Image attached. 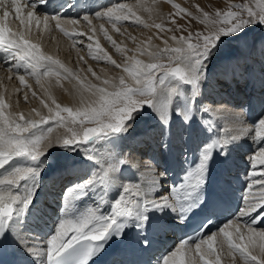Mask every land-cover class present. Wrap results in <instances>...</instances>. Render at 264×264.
<instances>
[{
  "label": "snow or ice",
  "instance_id": "snow-or-ice-1",
  "mask_svg": "<svg viewBox=\"0 0 264 264\" xmlns=\"http://www.w3.org/2000/svg\"><path fill=\"white\" fill-rule=\"evenodd\" d=\"M9 2L11 9L15 11V19L22 26L27 25L30 30L32 21L35 20L37 28L40 27L41 18L34 11H28L27 17L21 15L22 5L20 0H0V52L3 53V63L8 66L9 71L19 72L21 69L25 75L33 77L39 85L43 77H72L78 79L75 74L58 59L42 52L37 43L26 38L25 32L13 31L6 21L9 18ZM47 0H37L31 3L33 9L45 4ZM256 8L247 4L229 5L227 11L215 12V19L207 12L203 13L204 22H211L212 28L205 32L191 33L185 35H172L169 37L174 42L169 46L168 40H163L164 47H154L150 43L137 46L136 52L140 56H147L146 62L133 55L125 56L123 65L112 59L99 45H87L89 55L98 61H105L117 68L123 69L129 82L123 75L116 78L102 80L100 86L96 84H84L77 92L81 94V106L72 108L62 106L52 99V105L43 99L40 103L47 108L49 115L44 116L33 109L39 119L25 117L6 111L9 107L3 96H0V170H4L13 158L23 157L29 163L24 166H12L7 171H0V238L11 233L20 240L26 238L22 235L21 224L33 201V195L38 187V177L44 165L41 161L50 147H64L76 150L81 146L89 145L90 141H97L127 131L131 127L134 114L144 105L155 109L165 125L170 121L173 111V97L185 96L181 92L180 85L190 86L191 91L185 96V103L175 111L181 115L185 122L189 121L196 113V98L200 94V81L205 74V68L209 58L217 50L225 39H242L244 30L253 23L264 25V0H255ZM179 13L188 16L192 14L180 5L173 4ZM232 8L242 9V12L232 11ZM258 9V10H256ZM150 10V9H146ZM246 13V15L244 14ZM95 18L107 19L112 23L113 29L119 31L116 25L121 22H133L143 24L144 22L127 4H116L96 11ZM134 18V19H133ZM49 19L56 21V28L71 37L83 36L84 33L67 32L61 24L58 15L51 18L43 17L44 28L49 27ZM91 27L92 21L89 15L82 18ZM200 19V17H197ZM70 23H78L76 20ZM173 23L175 21L173 20ZM148 27L147 24H144ZM156 28L165 29L164 24H156ZM179 30V26H178ZM95 32V28H92ZM100 31L118 52L122 49L108 32L100 25ZM94 39L93 36L88 37ZM259 52L264 58V43H261ZM89 71H92L89 68ZM25 75H18L20 84L26 85ZM92 75L101 80L95 72ZM157 82L162 89L157 88ZM43 87V85H41ZM83 92H89L95 97L87 104L84 103ZM47 94V89H45ZM35 96L36 93L32 92ZM165 97L166 103L160 102V96ZM27 99V96L25 97ZM202 113H208L209 108L199 109ZM236 122L241 125L243 134L255 131L257 150L249 159L251 170L248 173L250 181L243 194V207L240 208L234 219H230L218 231L204 235L207 224L201 228L196 236L181 240L179 246L167 255H163L156 264H222L221 254L227 248V255L231 256L232 264H237L236 256L242 264H264V228H259L264 223V115L254 124L245 127L242 114L235 116ZM92 125V126H89ZM43 126V127H42ZM54 126L64 127L66 132L53 135ZM236 135L224 136L213 139L206 143L199 152L198 162L194 167H189L182 182L172 185L165 194H160L161 177L153 181L151 187L145 189L140 183H123L118 196L113 199L107 210L103 206L107 201L108 190L116 184L114 174L118 171V165H123L129 157H122L119 153H109L107 159L99 160L92 149L85 151V157L99 165L91 175L77 184L68 187L62 197V216L56 224L54 234L47 240L46 248L39 244L28 246L34 258L46 257V264H61L62 258L74 245L85 242L79 252V264H85L94 254L103 250V242L114 234L120 236L124 227L130 220L136 222L137 228H143L148 219L146 213L150 211L161 212L171 209L177 214V221L183 223L185 214L189 208L195 206V196L204 184L207 165L214 151H220L221 155L226 153L227 145L238 140ZM105 164L107 167H105ZM93 193L96 196L94 206L87 207L75 219L70 213L73 203L83 196ZM156 193L158 198H149ZM109 205V202H108ZM255 214V215H253ZM243 218V229L240 221ZM244 218H247L246 220ZM210 224L211 221H208ZM196 240L195 256L189 255L191 251L190 242ZM186 246H189L186 249ZM219 247L220 253L216 251ZM214 257L206 259L205 257ZM195 257H199L197 260ZM39 264V259H38Z\"/></svg>",
  "mask_w": 264,
  "mask_h": 264
},
{
  "label": "bare ground",
  "instance_id": "bare-ground-1",
  "mask_svg": "<svg viewBox=\"0 0 264 264\" xmlns=\"http://www.w3.org/2000/svg\"><path fill=\"white\" fill-rule=\"evenodd\" d=\"M164 1L167 3L165 6H162L160 0H102L98 2L92 11H88L89 7H85L80 3H76L65 8L56 9L54 7L52 10H40L39 13H35L36 16L41 18L40 27L37 28L35 20H33L30 30L27 25L22 26L20 21L14 18L15 11L14 9H11L9 2L10 15L6 21L8 26L13 31L25 32L26 38L31 40L33 43L39 44L43 53L60 60L62 64L69 68L75 76L78 77V79L65 77L64 75H61L60 77H43L38 85L35 78L25 75L23 70L19 72H11L9 71L8 66L3 67L2 63H0V96H3L6 104L9 105L6 111L23 114L25 117H31L32 119H39L33 109H36L44 116L49 115L47 108L40 103L41 99L52 107H54V105H52V99H55V101L62 106H69L74 109L80 107L81 94L77 92V89L81 87V81H83L84 84L91 83L105 86L102 84L103 79L116 78L118 80V77L123 75L129 84H132L133 82L127 77V74L123 72L122 67L117 68L108 62L93 59L89 55L87 45L92 44L93 48H95V44L99 43L101 48L109 56H111L113 60L121 65H123L125 61V56L131 57L133 55L147 62L149 57L140 56L139 53L135 51L138 45L144 46L146 43H150L154 47L163 48L165 45L161 39L162 37L164 40H168L169 46H173L174 42L171 41L169 37L172 35L180 36L182 35L181 32L183 33L184 31V28L177 25L176 21L175 24L171 23V28L169 27L170 24L165 21L167 16H173V19L176 20L173 11V9H175L173 4L180 5L181 7V0ZM20 2L22 5H25L22 7L21 15L26 18L27 12L33 10L31 3H35L37 0H20ZM116 4H127L132 6V10L144 23L136 24L131 21L121 22L116 25V28L119 29V31H116L113 29L112 23H110L107 19L95 18L94 14L96 11H103L105 8L112 7ZM90 9H92V6ZM2 15L3 10L0 9V16ZM45 15L49 16V18L54 15H58L62 27L67 32L84 33L85 35L70 38L56 28V21L52 19H49V27L45 29L43 25V17ZM84 15H89L92 21L91 27L86 21L81 20ZM72 20H76L78 23H70ZM144 24H147L148 27H145ZM156 24H164L165 29H171V31L158 29L155 27ZM100 25H103L104 29L108 32L112 39L120 45L122 49L121 52H118L116 48L105 39L103 33L100 31ZM92 28H95V32L92 31ZM204 32H207L205 28ZM89 36H93L94 39L89 40ZM242 37V39H228L225 43V47L221 50L226 49L229 51L222 52L221 50H218L220 48H217V50L209 58L205 68V74L203 79L200 81V94L196 98L197 111L192 118L185 122L182 116H178L174 110L172 111L173 121L171 122L170 131L177 139L182 138L183 132L186 133L184 136V142H188L190 140L194 143L197 137H202L205 138V140L202 142L201 138L200 141L204 146L206 143L211 142V137H214L215 139L232 135L240 137L238 140L228 145L230 152L226 150V153L221 155L220 151H217V155L214 159H218L219 157L230 159L232 156L244 159L250 156L252 153H244L241 149V145L249 146L248 144L250 143V145L255 148L253 141H251L255 132L252 131L247 135L241 133V125L236 122L235 116L237 114L244 113L245 109H249L254 106L259 110V112H262L261 116L264 115V87L260 86L258 82V79H262L264 75L261 74V77L256 73L264 71V62L255 60L253 56V54L258 51V48H260L261 43H264V29L259 31L258 34L255 33L253 35L242 33ZM1 58H3V56L0 57V60ZM243 60H245V63L248 62L249 65L244 68H240L238 65ZM89 68H91L92 71H89ZM220 71L227 72L228 82H224L222 79H218V77H216L220 74ZM92 72H95L97 76H100L101 80H97L92 75ZM18 75H25L26 85L22 86L20 84L17 78ZM254 80L255 82H258V84L253 87L251 85ZM238 83L244 86V96L242 97V102L245 104L244 107L240 106L235 108L229 102L224 103L222 102V99L218 100L222 96V93L231 97H234L237 93H239L241 88L238 89ZM41 85H43V87H41ZM162 88L163 86L158 87V89ZM45 89H47V94L45 93ZM180 90L185 93V96L191 91L190 86L188 85H180ZM32 92H35L36 95L33 96ZM226 95L224 96V99L228 100ZM26 96L27 99H25ZM49 96H51L52 99H49ZM185 96L176 95L173 97V103H176L178 107H182L185 103ZM83 97L85 104L95 99V97L91 96L89 92H83ZM244 97L247 98V100L244 99ZM160 102L166 103L163 95L160 96ZM204 107L209 108L210 111L208 113H202L199 109ZM145 109L143 108V111L139 109L140 111L134 114L131 127H129L127 131L110 134L108 137H110L112 143H114L113 135H115L116 140H122L120 146L124 145V147L122 153L120 154H122L123 157L127 156L129 158H133L135 156L138 163H141L139 177L137 179H132L130 182L140 183L143 188L147 189L151 187L153 181L159 177L160 171L159 168H156L157 164L155 162H150L148 159H141V154L145 153V151L143 147H136V139H138V136L140 135H151L152 131L158 129L163 130L164 124L159 117V113L155 109L150 108L152 111H148L149 113H145ZM243 121L245 122V127L250 126L249 121L244 119ZM191 129L192 131L190 134L189 130ZM65 132L66 129L64 127L54 126L53 135L63 134ZM194 134L196 136H194ZM108 137L97 141H90L89 145L81 146L76 150H69L64 147H50L46 154L41 157L40 162L43 163L44 167L39 174L38 187L35 189L33 199L39 198L41 200L45 190L50 188L44 180L48 173L51 174V171L54 173V171L59 167L64 168L66 165H76L80 161L87 159L85 157V151L88 148L93 150L96 154V158L99 160H105L107 159L109 153H115V149L112 145L109 147L108 154L104 153V144L107 143ZM165 138H167V134L164 133V140ZM191 142L189 144H192ZM132 144L134 145L133 150H136V153L130 147ZM184 144L185 143L181 146L177 143L175 150H182V147L184 148ZM137 145L139 146V144ZM235 146L239 147V149L237 150ZM178 158L183 159L181 156ZM26 163L29 162L26 161L25 158L16 157L5 166L4 170L0 171H7L8 168L12 166H24ZM93 163L94 165L90 170H88V174L85 176V179L91 175L92 171L99 167V165L95 164L94 161ZM78 167H80V165ZM105 167H107L106 164ZM124 176V170H118L114 175L116 184L108 190L107 201L104 204L102 211L107 210L111 201L118 196L122 185L120 188H118V186ZM249 182H247V185ZM212 183L218 184L215 180H213ZM161 184L162 192H165V184L162 181ZM149 198L158 197L156 196V193H153ZM195 198L196 197L194 196L193 199ZM95 203V194L89 193L88 195L83 196L81 199L73 203V209L70 213L71 218L75 219L87 207L94 206ZM39 210V207L28 209L23 221H27L30 218L35 219L34 216L41 221L44 220L46 210H44L43 207H41L40 211ZM159 219H164V216L160 215ZM242 219L243 218H241L240 224L243 223ZM226 223L227 222L223 223V225ZM134 225H136V222ZM241 228L243 229V226H241ZM146 229L147 225L144 223L143 228L138 229L135 233V240L137 242L136 245L138 247L142 246L143 242L140 239V235L147 231ZM218 230L219 228L216 231ZM42 237L43 235L41 236V233L38 232L34 241L39 242ZM188 247L189 246H186V249ZM190 247L191 251L189 252V255L195 256V244L192 246V243H190ZM216 251L218 254L220 253L218 246H216ZM145 253L146 250H143L142 256L145 255ZM195 258L199 260V257ZM205 258L212 259L214 257L206 256ZM224 258H226V261ZM230 259L231 256L227 255V248L225 246V251L221 254V262L222 264H232ZM236 259L237 264H242V262L239 261L238 256H236ZM144 260H146V258ZM155 260H151L150 262L152 264H156L154 263Z\"/></svg>",
  "mask_w": 264,
  "mask_h": 264
},
{
  "label": "rangeland",
  "instance_id": "rangeland-1",
  "mask_svg": "<svg viewBox=\"0 0 264 264\" xmlns=\"http://www.w3.org/2000/svg\"><path fill=\"white\" fill-rule=\"evenodd\" d=\"M160 2L162 4V6L167 5V3L164 0H160ZM181 2H182L181 8L186 9L187 12L191 13L192 15L188 16L185 13H179L178 10L175 8V9H173V11H174L176 20L173 19V16H167V18H165V21H167L170 24L169 25L170 28L172 27L171 23H173V20L176 21L177 25H180V27L184 28V31H183V33L181 32V34L185 35V36H187L189 34V32H191V33L204 32V28L206 29V31H208L209 29L212 28V24L210 21L209 22L203 21L202 16H203L204 12H207L210 17L215 19V12L217 11V9H219L222 12L227 11L229 5L247 4L250 7L256 8L255 0H181ZM184 4H185V6H184ZM256 10H258V9H256ZM232 11L242 12L243 10L238 9V8H232ZM244 14L246 15V13H244ZM197 17H200V19H197ZM173 24H175V23H173ZM263 29H264V25H261L259 23H253L250 26H248L244 30L243 33L253 35L255 33L258 34V32L263 30ZM227 40L228 39H225L223 41V43L218 46V48H220L218 50H221L225 47V43L227 42ZM221 51L222 52H228L229 50L224 49ZM258 53L260 55L259 50H258ZM253 56H254V54H253ZM262 60H263V58L261 57L259 59V61H262ZM240 63H245V60H243ZM240 63L238 66L240 68H244V66H242ZM159 86L160 85L157 82V88ZM245 97H244V99H246ZM143 108L144 109L146 108L144 110L145 113H147L148 111H150V112L152 111V109H150V107H148L147 105H144V107L140 108V110L143 111L142 110ZM224 260L226 261V258H224ZM230 260L232 262V257ZM236 261H237V259H236Z\"/></svg>",
  "mask_w": 264,
  "mask_h": 264
}]
</instances>
